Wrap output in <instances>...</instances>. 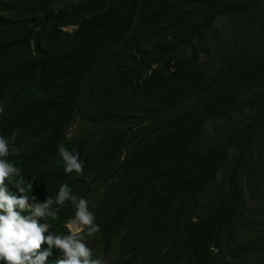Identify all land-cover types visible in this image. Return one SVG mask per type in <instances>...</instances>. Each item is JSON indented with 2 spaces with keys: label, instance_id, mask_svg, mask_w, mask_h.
Here are the masks:
<instances>
[{
  "label": "trees",
  "instance_id": "obj_1",
  "mask_svg": "<svg viewBox=\"0 0 264 264\" xmlns=\"http://www.w3.org/2000/svg\"><path fill=\"white\" fill-rule=\"evenodd\" d=\"M60 1L0 0V135L19 130L20 154L7 159L23 169L26 182L35 177L33 192L25 194L43 202L67 183L84 196L103 243L118 242L112 264H227L224 237L236 238L243 217L239 169H232L219 198L203 204L231 142L208 147L202 142L212 117L249 107L258 120L264 118V36L258 49L242 44L232 52L211 81L205 73L197 77L192 62L184 72L178 66L187 60L184 46L197 61L196 43L222 18L243 25L244 35H257L264 0ZM137 17L145 23L135 32ZM71 24L73 31L62 30ZM125 47L130 53L123 59ZM112 59L123 62L99 78L104 84H93L85 100V79ZM256 82L260 91L244 97L242 91ZM75 114L92 129L66 141ZM252 130L240 134L249 133L245 146ZM60 144L79 152L83 175L65 174ZM13 186L21 195L14 181ZM97 192L104 198H96ZM66 204L59 220L46 218L60 233L63 220L74 213ZM201 208L205 215L198 213ZM261 239L238 241L235 250L261 245L264 251ZM210 245L219 251H210ZM57 252L53 247L49 264Z\"/></svg>",
  "mask_w": 264,
  "mask_h": 264
},
{
  "label": "rangeland",
  "instance_id": "obj_2",
  "mask_svg": "<svg viewBox=\"0 0 264 264\" xmlns=\"http://www.w3.org/2000/svg\"><path fill=\"white\" fill-rule=\"evenodd\" d=\"M5 1H17V0H5ZM63 2H68L69 0H61ZM60 1V5H65V3ZM178 0H166L167 3H172ZM158 1H154V5ZM4 13V12H1ZM144 20L137 17L135 21V32L141 30L144 26ZM69 26H72L69 29ZM242 26L234 22L230 18H222L217 21L215 26L210 29V31L205 33L202 41L197 42L199 50V56L197 61H193L192 49L189 46H184L182 53L184 57H187L186 63L178 66L180 72H184L188 69V65L193 66L196 69L195 75L201 77L203 73L206 74V79L212 80L213 76L218 73L215 70L222 65L223 60H232V52L239 50L242 44L249 45L252 49H258L259 38L264 36V25L258 27L259 31L257 35H244L242 34ZM76 25L71 24L64 27V29H69L68 31H73ZM169 39L162 38L161 40L169 41ZM125 51V57L130 53L129 48H122ZM260 53H257L259 55ZM121 59L117 64L114 59L110 63L106 64L105 67H95L97 68V73H92L87 77L83 83L82 94L84 99L87 100L91 94V87L95 83L104 84L99 78L106 79L112 72L117 69L116 65H120L123 62ZM129 64V62L127 63ZM157 64L154 65V68ZM177 70L176 68L173 69ZM152 71L149 73L151 74ZM264 76L263 74L260 75ZM249 87V86H246ZM245 87V88H246ZM261 84H252L249 87L248 92L243 90L242 95L246 97L249 93L255 95L257 91H260ZM260 102V101H259ZM264 106V101L262 103ZM179 112V111H178ZM256 111L254 108L246 107L242 113H236L231 111L228 115H223L220 117L210 118L206 125V134L203 139V146L208 147L219 142L230 141L231 144L228 147L229 158L226 164L219 171L217 179L212 183L211 188L208 190V195L206 194L203 199V204L207 205L213 203L216 198H219V194L222 193L227 187V177L231 173L232 169L238 165L239 169V183L242 187L244 207H243V217L239 218L237 222L236 238L233 240L231 237H224V243L222 245L223 253L227 264H264V251L261 249V245L254 250L246 248L237 252L238 241H246L249 239H255L257 236H261V243L264 241V118L259 120L255 117ZM245 128L253 129L252 133H255L251 142L245 146V138L249 135L246 134L245 137L240 135ZM91 127H85L81 119L77 114L74 116L73 124L67 132L66 141L74 139L76 137H82L83 135H88ZM27 195V194H26ZM95 197L98 199H103L104 195L101 192H97ZM98 204V203H97ZM95 208V205L92 206ZM200 215H205L202 213V208L198 212ZM199 218L196 220L198 221ZM43 219H40V223H44ZM56 231L59 228H54ZM50 229V231H55ZM61 230H59L60 232ZM65 229L62 230L63 233ZM47 235V233H45ZM88 247L93 251L94 257L102 259L103 264H112L116 261L118 257V242L113 241V243L108 246L102 241L101 236L97 233L96 237L86 241ZM218 251L219 248L215 247ZM216 251V252H218ZM61 256V252L55 253L53 260L55 261L57 257ZM181 264H195V260H184Z\"/></svg>",
  "mask_w": 264,
  "mask_h": 264
},
{
  "label": "clouds",
  "instance_id": "obj_3",
  "mask_svg": "<svg viewBox=\"0 0 264 264\" xmlns=\"http://www.w3.org/2000/svg\"><path fill=\"white\" fill-rule=\"evenodd\" d=\"M0 114H3V107H0ZM18 135V129L11 136L0 135V262L49 264L48 258L55 247L60 250L61 256L57 257L54 264H103L102 259L94 257L92 249L86 243L95 238L101 229L84 196L74 194L67 183L59 186L55 197L46 195L43 202L38 201L34 195L29 197L25 194L26 189L33 192L35 177L26 182L23 169L7 159L9 155L20 154V149L15 144ZM58 153L63 160L66 175L84 174V161L80 159L78 151H69L65 145L60 144ZM13 181L21 195L10 190L9 185L13 186ZM21 185L25 187H20ZM66 202L70 203L74 213L63 220L62 227L65 231L60 233L46 218L59 220L60 213L68 206ZM40 219L45 222L40 223ZM44 244L48 247L42 250ZM210 251L218 250L210 245Z\"/></svg>",
  "mask_w": 264,
  "mask_h": 264
}]
</instances>
